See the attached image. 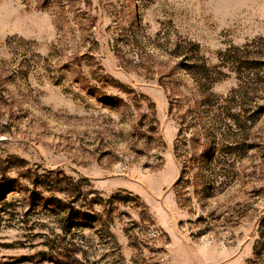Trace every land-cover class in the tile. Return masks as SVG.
<instances>
[{"label": "rangeland", "instance_id": "1", "mask_svg": "<svg viewBox=\"0 0 264 264\" xmlns=\"http://www.w3.org/2000/svg\"><path fill=\"white\" fill-rule=\"evenodd\" d=\"M260 233L264 0H0V264H264Z\"/></svg>", "mask_w": 264, "mask_h": 264}, {"label": "trees", "instance_id": "2", "mask_svg": "<svg viewBox=\"0 0 264 264\" xmlns=\"http://www.w3.org/2000/svg\"><path fill=\"white\" fill-rule=\"evenodd\" d=\"M38 183L37 184H40V185H43L42 182L43 181H37ZM60 181H57L56 184H59ZM74 184V183H73ZM35 186H38V185H35ZM44 186V185H43ZM57 186V185H56ZM73 186V185H72ZM45 188V187H44ZM47 190H54V189H49V188H45ZM56 191V190H55ZM31 199L35 202V201H38V199L34 198L33 195H31ZM35 204V203H34ZM71 211L69 212V219L72 218V212H73V207H70ZM69 230V225L67 227H65V230L64 231H68ZM259 237H264L261 233L259 235Z\"/></svg>", "mask_w": 264, "mask_h": 264}]
</instances>
